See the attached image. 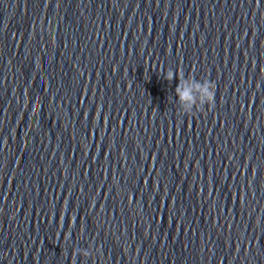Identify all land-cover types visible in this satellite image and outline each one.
Segmentation results:
<instances>
[{
	"label": "water",
	"instance_id": "1",
	"mask_svg": "<svg viewBox=\"0 0 264 264\" xmlns=\"http://www.w3.org/2000/svg\"><path fill=\"white\" fill-rule=\"evenodd\" d=\"M262 210L264 0H0V264H264Z\"/></svg>",
	"mask_w": 264,
	"mask_h": 264
},
{
	"label": "clouds",
	"instance_id": "2",
	"mask_svg": "<svg viewBox=\"0 0 264 264\" xmlns=\"http://www.w3.org/2000/svg\"><path fill=\"white\" fill-rule=\"evenodd\" d=\"M174 77L178 80L175 87V100L179 108L185 114H191L200 111L205 106L212 107L215 105L216 85L214 82L204 79L198 80L193 76L185 77L182 71H173L168 69L164 73V79L171 82ZM264 212V210H262ZM264 221V215L257 214L255 217V226L259 229ZM77 253L87 258L92 255L90 249H78Z\"/></svg>",
	"mask_w": 264,
	"mask_h": 264
}]
</instances>
